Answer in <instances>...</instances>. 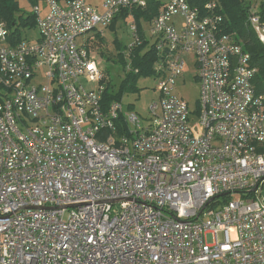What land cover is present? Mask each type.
I'll return each instance as SVG.
<instances>
[{"label":"built area","instance_id":"obj_1","mask_svg":"<svg viewBox=\"0 0 264 264\" xmlns=\"http://www.w3.org/2000/svg\"><path fill=\"white\" fill-rule=\"evenodd\" d=\"M151 1L159 99L144 125L104 107L103 62L78 40ZM42 3L36 42L12 46L0 22V264H264V94L220 3ZM248 23L264 45L260 14ZM188 54L195 111L176 93Z\"/></svg>","mask_w":264,"mask_h":264},{"label":"trees","instance_id":"obj_2","mask_svg":"<svg viewBox=\"0 0 264 264\" xmlns=\"http://www.w3.org/2000/svg\"><path fill=\"white\" fill-rule=\"evenodd\" d=\"M27 1L31 6H35L39 3L42 5L44 0ZM57 1L61 2L63 0ZM210 1H217L222 7L221 14L225 19L224 32L235 35L236 40L238 42L240 40L245 50L250 53L252 65L258 70L254 79L255 90L259 94H264V45L249 26L248 16L251 6L245 0H191V3L193 5H203ZM158 10V5L151 1L148 10L143 12L137 9L123 11L107 27L115 32L117 23L122 20L126 23L129 15L133 14L137 24V33L142 43L128 52L129 48L123 47L117 39L115 40L116 48L119 51L115 63L120 64L124 71L127 64H129L130 71L126 72L117 90L110 81L107 82V88L103 94L105 108L114 101L122 102L124 95L127 93L138 92L137 83L139 80L141 78H151L154 75V65L158 60V56L154 48L150 46V41L146 35V27L143 26V23H149L158 14ZM260 16L264 22L263 2L261 3ZM0 22H5L11 32L10 43L12 46L26 40L22 37L23 33L37 28L35 16L22 11L18 0H0ZM97 39L102 41L103 38L98 34ZM127 52L130 61L126 59ZM101 56L104 58L103 53H101ZM106 61L110 62V59ZM107 71L109 73L110 70ZM118 126L121 128V132L127 131L125 124L118 123Z\"/></svg>","mask_w":264,"mask_h":264},{"label":"rangeland","instance_id":"obj_3","mask_svg":"<svg viewBox=\"0 0 264 264\" xmlns=\"http://www.w3.org/2000/svg\"><path fill=\"white\" fill-rule=\"evenodd\" d=\"M18 1L22 11H24L26 14H33V6H31V4L27 0ZM88 2L94 6H101L103 0H88ZM245 2L251 6L249 12L257 11V13L260 14L261 3H264V0H245ZM143 26L146 27V29L148 28L147 23H143ZM115 32L110 30V28H102L88 33L87 35H85V37L80 38L78 40V43L81 44L83 38L87 39L86 43L89 49L93 51L97 55V58L99 60H102L103 62L102 66L104 69L106 82L110 81L111 84L115 86V90H117L126 72L130 71V68L129 64H127L124 71L123 67H121L120 64L115 63L116 56L119 53L115 45V40L117 39V41L123 47L128 48L133 43V38L130 34L129 23H125L124 20L117 23ZM98 34H100V36L103 38L102 41H99L97 39ZM22 37L27 41L36 42L40 38V33L38 28H34L23 33ZM239 42L241 43L240 40ZM101 53L104 54V58L101 56ZM107 59H110V62H107ZM194 60L195 58L193 54L185 55V73L184 76H182L178 81L176 89V93L189 104L192 111H195L198 108V100L200 97V86L199 81L196 79L197 70L194 65ZM107 70H110L109 73ZM86 87L88 90L96 89L95 84H86ZM137 88L139 89L138 92L127 93L124 95L122 101L123 107L126 112L133 111L137 113L141 119V122L145 125L152 121L150 107L153 103L158 102L159 99V92L157 90L158 84L157 81L153 78H141L137 83ZM159 112L160 110L158 111V113ZM261 197L264 198V190L262 191Z\"/></svg>","mask_w":264,"mask_h":264},{"label":"crops","instance_id":"obj_4","mask_svg":"<svg viewBox=\"0 0 264 264\" xmlns=\"http://www.w3.org/2000/svg\"><path fill=\"white\" fill-rule=\"evenodd\" d=\"M254 9V8H253Z\"/></svg>","mask_w":264,"mask_h":264}]
</instances>
